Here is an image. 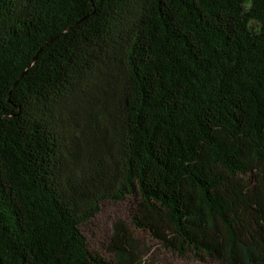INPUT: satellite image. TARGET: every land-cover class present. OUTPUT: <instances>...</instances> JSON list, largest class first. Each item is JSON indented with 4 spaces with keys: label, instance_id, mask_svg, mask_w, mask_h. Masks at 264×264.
I'll list each match as a JSON object with an SVG mask.
<instances>
[{
    "label": "trees",
    "instance_id": "obj_1",
    "mask_svg": "<svg viewBox=\"0 0 264 264\" xmlns=\"http://www.w3.org/2000/svg\"><path fill=\"white\" fill-rule=\"evenodd\" d=\"M157 253L264 264V0H0V264Z\"/></svg>",
    "mask_w": 264,
    "mask_h": 264
},
{
    "label": "rangeland",
    "instance_id": "obj_2",
    "mask_svg": "<svg viewBox=\"0 0 264 264\" xmlns=\"http://www.w3.org/2000/svg\"><path fill=\"white\" fill-rule=\"evenodd\" d=\"M126 203H105L100 211L94 216L90 223L83 227L86 237L89 240V243L93 249L100 250L105 252L106 242L108 241L109 236L111 235L112 224L116 220L125 221L128 218V209ZM126 222V221H125ZM133 230V234L138 240L143 242L145 245L153 247L155 243L148 238L143 232L138 230ZM159 255V259H165L166 262L170 264H181L175 261L167 259L168 257L164 255Z\"/></svg>",
    "mask_w": 264,
    "mask_h": 264
}]
</instances>
